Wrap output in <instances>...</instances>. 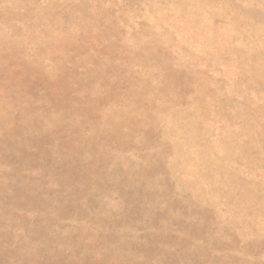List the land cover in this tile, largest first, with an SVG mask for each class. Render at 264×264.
Segmentation results:
<instances>
[{
  "label": "rangeland",
  "instance_id": "1",
  "mask_svg": "<svg viewBox=\"0 0 264 264\" xmlns=\"http://www.w3.org/2000/svg\"><path fill=\"white\" fill-rule=\"evenodd\" d=\"M0 264H264V0H0Z\"/></svg>",
  "mask_w": 264,
  "mask_h": 264
}]
</instances>
